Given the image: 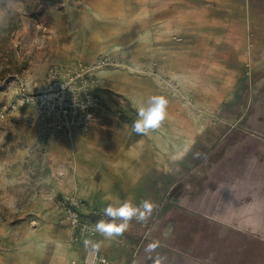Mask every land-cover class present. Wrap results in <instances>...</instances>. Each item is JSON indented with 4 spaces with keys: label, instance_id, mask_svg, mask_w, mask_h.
I'll list each match as a JSON object with an SVG mask.
<instances>
[{
    "label": "rangeland",
    "instance_id": "374dc122",
    "mask_svg": "<svg viewBox=\"0 0 264 264\" xmlns=\"http://www.w3.org/2000/svg\"><path fill=\"white\" fill-rule=\"evenodd\" d=\"M113 1L14 0L10 4L9 0H0V12L6 14L0 25V264H83L87 249L81 258L73 252L82 240L92 237L70 244L71 229L60 203L71 199L62 197L64 182L58 163L47 166L49 144L54 142H48V131L40 120L33 134L29 118L36 111L31 103L18 102V78L28 79L26 92L33 95L49 86V73L56 67L74 71L100 63L93 71L101 96L97 113L106 107L109 96L114 97L125 108L115 130L120 135H137L131 125L137 119L138 101L163 95L168 104L170 100L176 104L177 124H170L168 114L158 129L137 136H145L147 143L160 138L164 146L170 135L176 134L180 154L186 146L184 133L189 123L200 122L206 110L218 103L219 93L231 87L234 73L248 67L254 52L251 22H264V0H226V17L220 30L202 35L200 29L191 30L179 17L175 28L162 31L154 47L148 34L140 36L137 23L127 28L122 21L113 20L116 14H122V10L113 9ZM129 3L130 10H134L131 0ZM224 67L226 75L219 80L205 74L204 69L210 73ZM102 176L96 175L97 186H105ZM106 186L154 191L152 182L138 185L109 181ZM211 190L214 197H208L214 207L219 192ZM116 199L132 200L126 196ZM161 199L145 223L143 243L160 242V247L148 255L147 264H154L157 255L163 257L162 264H215L213 252L202 256L178 250L177 241H171L170 236L172 231L179 234L183 223L169 215L162 218L173 198L164 194ZM143 200L139 198L138 203ZM176 205L186 206L181 199ZM102 207H87L85 214L96 209L102 215ZM213 227L204 226V231L197 232V248L204 243H209L210 250L216 248L218 237ZM161 232L164 233L159 235ZM135 259L134 255L129 264H135Z\"/></svg>",
    "mask_w": 264,
    "mask_h": 264
},
{
    "label": "crops",
    "instance_id": "0c3cea01",
    "mask_svg": "<svg viewBox=\"0 0 264 264\" xmlns=\"http://www.w3.org/2000/svg\"><path fill=\"white\" fill-rule=\"evenodd\" d=\"M131 1L135 8L132 11L130 0L113 1V9L122 10L113 20L122 21L127 28L130 23H137L140 36L148 34L154 47L162 31L173 29L179 17L191 30L200 29L202 35H210L216 28L220 30L226 17V0ZM251 29L254 52L248 61L250 67L234 73L231 87L219 93L218 103L206 110L200 122L189 123L184 133L186 146L180 154L176 134H171L168 145L164 146L160 138L147 143L145 136L118 134L115 126L125 108L110 96L106 107L97 113L99 121L88 130L72 127L54 134L51 128H46L48 142H54L49 144L47 166L58 163L64 182L62 197L83 202L88 209L98 206L103 209L110 203L115 204L121 196L131 197L136 205L139 198L157 205L166 194L173 198V203L162 218L169 215L183 223L179 234L171 229L170 239L177 241L178 250L202 256L213 252L215 264H230V261L264 264V22H251ZM204 70L206 76L218 80L226 75L225 67L212 69L210 73ZM176 111V104L170 100L167 112L171 125L177 124ZM2 116L0 112V119ZM29 119L31 130L36 134L39 119L35 113ZM195 124L201 127L195 128ZM98 173L103 174L105 186L96 185ZM109 181L138 185L152 182L154 191L106 186ZM212 188L219 192L214 207L209 202L214 197ZM180 199L185 208L176 205ZM92 218L95 223L107 219L103 214ZM158 218L160 221V214ZM210 225H214L218 237L216 248L210 250L209 243L197 248V232ZM145 226L133 219L122 236L105 240L99 252L108 258L109 264H129L134 255L135 264H147L150 253L145 251L148 243H143ZM88 239L103 240V237L95 234ZM85 250L82 242L73 255L81 258Z\"/></svg>",
    "mask_w": 264,
    "mask_h": 264
},
{
    "label": "built area",
    "instance_id": "2783aa9c",
    "mask_svg": "<svg viewBox=\"0 0 264 264\" xmlns=\"http://www.w3.org/2000/svg\"><path fill=\"white\" fill-rule=\"evenodd\" d=\"M100 66L99 63L74 71L56 67L49 73V86L33 95L26 92L28 79L18 78L17 100L20 105L31 103L42 126L51 128L54 134H60L72 127L88 129L99 121L97 110L101 105V96L96 89L98 79L93 75V71ZM247 66L250 67V62H247ZM70 199L72 203L64 199L60 204L71 229L70 244H74L85 236L95 235L91 231V226L95 225L92 217L99 213L92 209L85 214V203ZM83 264H109V260L101 253L87 249Z\"/></svg>",
    "mask_w": 264,
    "mask_h": 264
},
{
    "label": "clouds",
    "instance_id": "9594fccd",
    "mask_svg": "<svg viewBox=\"0 0 264 264\" xmlns=\"http://www.w3.org/2000/svg\"><path fill=\"white\" fill-rule=\"evenodd\" d=\"M9 3H14V0H9ZM5 16L4 12H0V25L5 22ZM167 106L168 100L165 96H150L139 106L137 119L131 125L132 132L137 135H148L152 130L158 129L167 118ZM155 208L156 205L148 199L141 201L139 205L134 204L131 199L117 200L115 204H108L102 210L103 216L107 219L102 218L91 226V231L94 234H99L103 240L86 238L83 241L84 247L94 253H99L105 240L122 236L133 219L139 223H146ZM158 247H160V242L154 241L148 244L145 251L151 253ZM162 260L163 257L157 255L154 264H162Z\"/></svg>",
    "mask_w": 264,
    "mask_h": 264
}]
</instances>
